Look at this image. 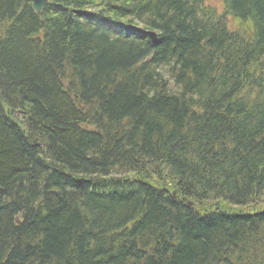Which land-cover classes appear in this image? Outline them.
Here are the masks:
<instances>
[{
	"label": "trees",
	"instance_id": "obj_1",
	"mask_svg": "<svg viewBox=\"0 0 264 264\" xmlns=\"http://www.w3.org/2000/svg\"><path fill=\"white\" fill-rule=\"evenodd\" d=\"M118 2L111 15L145 32L87 33L84 0H49L41 15L0 0V264H264V0H223L249 33L203 0ZM68 58L82 95L144 146L70 122L55 73ZM137 155L131 195L88 179Z\"/></svg>",
	"mask_w": 264,
	"mask_h": 264
},
{
	"label": "bare ground",
	"instance_id": "obj_2",
	"mask_svg": "<svg viewBox=\"0 0 264 264\" xmlns=\"http://www.w3.org/2000/svg\"><path fill=\"white\" fill-rule=\"evenodd\" d=\"M112 0H84V21L87 24V33H92L93 31L100 32L104 30L109 36H121L122 34H129L132 30L138 29V30H144L141 26H135V21H131L125 18L115 17L112 14L110 7V3ZM113 4L120 5L121 3L118 2V0H113ZM33 8V6H32ZM34 10V9H33ZM59 9H54L53 13H56ZM34 12L38 14L35 10ZM40 15V14H38ZM82 32V22L79 26L76 27ZM93 30V31H91ZM35 33L33 32L32 35H27V38L31 41L35 40ZM42 40V39H41ZM43 42V40H42ZM62 69L58 70L55 69V73L57 75V80L59 81L60 88L62 92L68 97L71 107L73 108L74 112L71 116L70 122H77V125L85 126L88 130H92L93 132H99L100 134H103L105 136V129L110 128L114 139L112 140V143L114 146L116 143H120L122 146H117V148L129 152L130 144H134L135 146H144L145 140L140 137H132L133 133L131 132L130 128L125 126L123 123L124 117L123 115H119L117 117L108 116L106 114L104 109L100 108V99L97 95L92 96H83L82 95V89L76 87L75 85L79 84V82L74 79L75 73L73 72L74 66L72 64V61L70 58H68L65 62L62 63ZM76 81V82H75ZM19 116L29 118L26 116V113L19 110L18 112ZM13 116H17V112H8V118H12ZM102 117V120H99L97 117ZM104 119V120H103ZM127 120V119H125ZM123 131V132H122ZM128 141V142H127ZM46 148H44V151ZM43 155L46 157V154L43 153ZM140 161L142 163H145V159L143 155H137L136 157H129L125 163L121 164L116 170H112L107 173H101L100 175H93L89 176L88 179L90 182H103V181H109L120 185L121 190H123L124 194H132V189L129 186V180H136L137 177L133 171H139L142 172L144 165H136L138 167L137 170L131 169V163L132 161ZM49 162V159H48ZM51 167H55V164H50ZM146 168V166H145ZM144 168V169H145ZM58 169V168H57ZM87 172V171H86ZM88 173V172H87ZM154 178L153 174L151 172L147 173ZM139 180V179H138ZM156 180V179H155ZM105 187H102L103 191L105 188V191H117L119 188L117 185V188L114 186H108L103 185ZM119 188V189H120ZM4 189L0 187V193H3ZM99 191V190H98ZM264 209L263 207H261ZM174 219H176V215L173 216ZM205 217L202 218V222L208 224L209 222H212L211 219L204 220ZM171 224V223H169ZM167 226V224H161L158 231V241L156 244V247H159L162 243L161 238L164 237V239L168 238L169 229L172 228L175 224L173 223L171 226ZM165 225V226H164ZM173 230V229H172ZM174 232H177L176 234V240L182 241L184 236L183 232L180 229H176ZM135 237L130 236L127 237V240L121 241V248H126V245L128 241L133 240ZM135 240H137L135 238ZM104 243V242H103ZM116 245H119L116 243Z\"/></svg>",
	"mask_w": 264,
	"mask_h": 264
},
{
	"label": "rangeland",
	"instance_id": "obj_3",
	"mask_svg": "<svg viewBox=\"0 0 264 264\" xmlns=\"http://www.w3.org/2000/svg\"><path fill=\"white\" fill-rule=\"evenodd\" d=\"M204 1V3L206 4V5H211V6H213L212 8L213 9H217V11L219 12V13H224V5H223V3H222V1L221 0H203ZM215 7V8H214ZM224 19H225V21H226V24H227V27L230 29V30H235V29H244V31L246 32V33H249L250 32V30H251V26L249 27V25H248V23L249 22H245L244 20H242V19H240V18H237V17H234V16H232V15H230L228 12H227V10H225V13H224ZM250 35V34H249ZM168 68V67H167ZM163 76H164V78H166V80H167V78H169V76H171L170 74H169V72L167 71V72H164L163 73ZM171 86V85H170ZM136 177H137V179H139V180H141L142 179V176L141 175H139V174H137L136 173ZM169 179H167L166 181H168ZM159 185H161V186H164L163 184H161V183H159V182H157ZM162 183H164V182H162ZM168 187H169V190H172V185L170 184V183H168ZM220 206V205H219ZM261 206H262V204H259V205H256L255 207H253V209H256V210H261L262 208H261ZM203 207H204V209L205 208H209V209H214V208H216L215 207V205L213 204V203H207V204H205V205H203ZM233 210H238V209H240V210H250V208H252V207H244V208H239V207H237V206H235V207H231ZM264 208V207H263ZM203 210V209H202Z\"/></svg>",
	"mask_w": 264,
	"mask_h": 264
},
{
	"label": "water",
	"instance_id": "obj_4",
	"mask_svg": "<svg viewBox=\"0 0 264 264\" xmlns=\"http://www.w3.org/2000/svg\"><path fill=\"white\" fill-rule=\"evenodd\" d=\"M48 0H33L32 1V6H33V9L38 13V14H41L44 6L47 4ZM150 36L155 39L156 37V34L154 32H150ZM17 222H19V220L17 219Z\"/></svg>",
	"mask_w": 264,
	"mask_h": 264
}]
</instances>
